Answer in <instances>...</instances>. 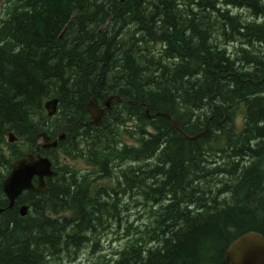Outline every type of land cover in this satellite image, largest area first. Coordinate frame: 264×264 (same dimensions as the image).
<instances>
[{
  "label": "trees",
  "instance_id": "trees-1",
  "mask_svg": "<svg viewBox=\"0 0 264 264\" xmlns=\"http://www.w3.org/2000/svg\"><path fill=\"white\" fill-rule=\"evenodd\" d=\"M5 3L0 182L36 132L53 137L65 124L56 148L89 167L40 151L57 176L0 213V264H68L112 227L121 248L86 264H227L235 236L264 234V0ZM109 94L120 100L83 125L84 104ZM155 112L201 133L185 139ZM9 132L19 139L8 143Z\"/></svg>",
  "mask_w": 264,
  "mask_h": 264
},
{
  "label": "water",
  "instance_id": "water-1",
  "mask_svg": "<svg viewBox=\"0 0 264 264\" xmlns=\"http://www.w3.org/2000/svg\"><path fill=\"white\" fill-rule=\"evenodd\" d=\"M56 100L49 99L43 104L46 109L47 115H50L55 110ZM94 100H90L85 105V109L92 116V123H98L99 110L94 105ZM169 121L172 127H174L183 137H188L183 131H181L171 113L156 112ZM42 143H37L33 149H31L25 156L19 157L18 163H12L11 169L7 177L2 182V189L9 198H15L22 190L33 189L41 191L45 190L44 179H50L54 173L48 170L47 160L40 156L38 152L34 150H41L50 147L55 143L56 139H62V133L58 134L55 138L51 139L48 136L40 134ZM13 137L10 133L7 136L8 141H13ZM27 157V160L25 159ZM16 160V159H15ZM35 174L37 179L35 180L36 186L32 185V175ZM224 255L230 264H264V235L254 230H247L239 235L235 236L232 241L228 243Z\"/></svg>",
  "mask_w": 264,
  "mask_h": 264
},
{
  "label": "bare ground",
  "instance_id": "bare-ground-1",
  "mask_svg": "<svg viewBox=\"0 0 264 264\" xmlns=\"http://www.w3.org/2000/svg\"><path fill=\"white\" fill-rule=\"evenodd\" d=\"M93 98H95V97H93ZM119 101L120 100V97L119 96H117V95H115V94H109V95H107V96H105V97H103L100 101H98L96 98H95V101H94V105H95V107L97 108V111L99 110V121H98V123H92L91 122V120H92V116H91V114L86 110V109H84L85 110V113H86V115H87V120L85 121H83V125H99L100 123H101V121H102V116H103V114H104V112H105V110H108V109H110L111 107H112V103H113V101ZM44 110V109H43ZM45 111V110H44ZM162 113H169V112H162ZM155 114H156V112H155ZM46 115H47V113H46ZM156 115H158V116H160V117H162V118H164L163 116H161V115H159V114H156ZM47 116H52V114H50V115H47ZM165 119V118H164ZM166 120V119H165ZM174 120H175V118H174ZM168 123H169V121L168 120H166ZM175 123H176V125H177V122H176V120H175ZM66 125V124H65ZM65 125H63V128L65 129ZM169 125L171 126V124L169 123ZM172 127V126H171ZM177 127L181 130V131H183L178 125H177ZM234 127H235V125H234ZM63 128H62V130H63ZM172 128H174V127H172ZM174 130H176L175 128H174ZM177 131V130H176ZM178 132V131H177ZM184 132V131H183ZM179 133V132H178ZM185 133V132H184ZM201 132H197V133H195L194 135H189V134H187V136L188 137H183L180 133V135L183 137V138H185V139H194L197 135H199ZM40 134H43L44 136H48V135H46L43 131H38V132H36L34 135H33V140L35 141V143L34 144H37V143H42V139H41V136H40ZM186 134V133H185ZM49 137V136H48ZM64 138H62V140H63ZM59 140L58 139H56L55 140V143L53 144V145H51L50 147H47V148H44V149H41V152H45L46 150H49L50 148H54V149H57L56 148V146H57V142H58ZM79 143V142H78ZM80 144V143H79ZM132 144H134V143H132ZM81 145V144H80ZM56 151V153L58 152V151H60V150H55ZM60 153H61V155H62V157H63V163H64V159L65 158H67L68 156H66V155H63V153L60 151ZM40 156H42V157H44L46 160H47V162H48V170L50 171V172H53L54 173V175L50 178V179H52V178H54V177H56L57 176V171L52 167V163H51V160L46 156V155H44V154H41ZM69 159H79V160H82L86 165L88 164L87 163V161L85 160V159H83L82 157H80V156H78V155H75L74 157H68ZM16 159V160H15ZM14 160H12L10 163H9V169H8V171L3 175V177L1 178V182H0V189H1V192H2V194H3V196H4V198H5V200H6V206H4V207H2V206H0V213L4 210V209H6V208H10L12 205H13V203H14V201H15V199L16 198H9L5 193H4V191H3V189H2V182H3V180L7 177V175L9 174V172H10V169H11V166H12V163H18V159L17 158H15ZM25 159L27 160V157H25ZM69 163V162H68ZM64 164H66V163H64ZM70 166H72V167H74L73 166V164L71 163V164H69ZM75 168V167H74ZM260 169L261 170H263L264 171V166L263 167H260ZM32 179H34V181L37 179V176L35 175V174H33L32 175V177H31ZM50 179H48V180H50ZM99 179V178H98ZM95 181V180H94ZM114 182V181H113ZM32 185L35 187L36 186V183H32ZM45 190H46V186H45ZM45 190H43V191H41L40 189H38V190H33V189H26V191H30V192H44ZM134 200V199H133ZM27 210H28V208H27V205L25 204V203H22V204H19L18 206H17V212H18V215L19 216H24L25 214H26V212H27ZM129 223H132L133 225H135L136 223H133L132 221H130ZM117 229V231L119 230L120 232H117L118 233V236L117 237H121L122 239H123V242H125V237L123 236V231L120 229V228H116ZM264 235V234H263ZM262 235V236H263ZM98 238H99V236H98ZM232 241V240H231ZM230 242V241H229ZM228 242V243H229ZM228 246V244L225 246V248H224V252H225V250H226V247ZM121 247H119V249H120ZM118 249V248H117ZM117 249H115V250H117ZM224 252H223V257H224V260H225V262L227 263V264H230L228 261H227V259H226V257H225V255H224ZM80 253V252H79ZM101 253V252H100ZM79 255V254H78ZM78 255L74 258V260H71L70 262H66V263H68V264H80L79 262H75L76 261V258L78 257Z\"/></svg>",
  "mask_w": 264,
  "mask_h": 264
},
{
  "label": "rangeland",
  "instance_id": "rangeland-1",
  "mask_svg": "<svg viewBox=\"0 0 264 264\" xmlns=\"http://www.w3.org/2000/svg\"><path fill=\"white\" fill-rule=\"evenodd\" d=\"M4 1H0V17L2 16V12H3V6H4ZM248 14V13H247ZM247 14L245 15L246 17ZM241 118H242V114L239 111V113L237 114L236 118H235V122L236 123H240L241 122ZM6 149V148H4ZM57 154L59 155V159L60 161L63 162V157L60 153V151L57 152ZM59 161V163H60ZM69 162V163H68ZM64 163L66 164H73V166L78 169V170H84L87 169L89 166L86 165L82 160L79 159H69L68 157L64 159ZM264 166V164H263ZM262 166V167H263ZM98 183H102L103 182H110L109 179H99L97 180ZM130 195L126 196V198H129ZM131 200L128 199V202H130ZM139 209V208H138ZM137 210V207H135V209H131V213L134 214L131 217V220L133 223H137L140 222V219L142 218L143 213H137L135 214V211ZM139 211V210H138ZM116 227H112L111 230H107L102 232V235L99 236V238L97 239V245L94 246L95 249L90 252L89 249L86 250V246L83 247L78 255V257L76 258L75 262H79L80 264H86V261H89L91 259H95V256L97 253L106 255V256H110L113 254L114 250L121 247L123 244V239L121 237H117L118 233L120 232L119 230L117 231ZM65 264V263H62Z\"/></svg>",
  "mask_w": 264,
  "mask_h": 264
},
{
  "label": "flooded vegetation",
  "instance_id": "flooded-vegetation-1",
  "mask_svg": "<svg viewBox=\"0 0 264 264\" xmlns=\"http://www.w3.org/2000/svg\"><path fill=\"white\" fill-rule=\"evenodd\" d=\"M67 134V133H66Z\"/></svg>",
  "mask_w": 264,
  "mask_h": 264
}]
</instances>
